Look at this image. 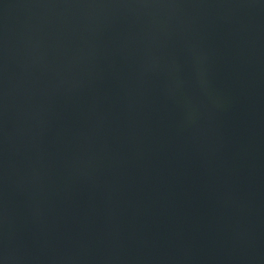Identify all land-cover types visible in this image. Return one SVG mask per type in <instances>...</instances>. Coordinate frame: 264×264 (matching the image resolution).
Segmentation results:
<instances>
[{"label":"water","instance_id":"1","mask_svg":"<svg viewBox=\"0 0 264 264\" xmlns=\"http://www.w3.org/2000/svg\"><path fill=\"white\" fill-rule=\"evenodd\" d=\"M0 264H264V0H0Z\"/></svg>","mask_w":264,"mask_h":264}]
</instances>
